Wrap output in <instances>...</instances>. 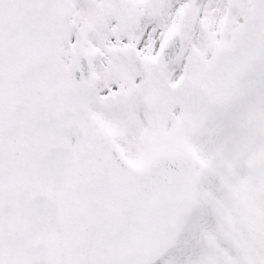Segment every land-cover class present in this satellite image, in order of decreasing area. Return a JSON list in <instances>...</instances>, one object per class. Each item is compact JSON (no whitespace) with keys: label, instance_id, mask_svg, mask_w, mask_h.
Segmentation results:
<instances>
[{"label":"snow or ice","instance_id":"obj_1","mask_svg":"<svg viewBox=\"0 0 264 264\" xmlns=\"http://www.w3.org/2000/svg\"><path fill=\"white\" fill-rule=\"evenodd\" d=\"M0 264H264V0H0Z\"/></svg>","mask_w":264,"mask_h":264}]
</instances>
